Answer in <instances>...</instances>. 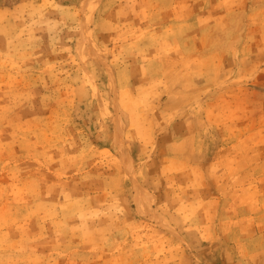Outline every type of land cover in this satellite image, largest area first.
Returning <instances> with one entry per match:
<instances>
[{
    "label": "rangeland",
    "instance_id": "rangeland-1",
    "mask_svg": "<svg viewBox=\"0 0 264 264\" xmlns=\"http://www.w3.org/2000/svg\"><path fill=\"white\" fill-rule=\"evenodd\" d=\"M0 264H264V0H0Z\"/></svg>",
    "mask_w": 264,
    "mask_h": 264
}]
</instances>
